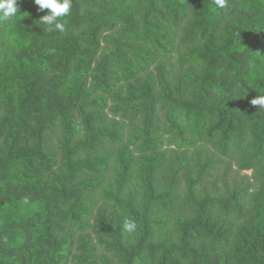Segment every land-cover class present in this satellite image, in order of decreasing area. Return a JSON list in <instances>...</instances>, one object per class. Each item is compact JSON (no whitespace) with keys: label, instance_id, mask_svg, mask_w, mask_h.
<instances>
[{"label":"trees","instance_id":"obj_1","mask_svg":"<svg viewBox=\"0 0 264 264\" xmlns=\"http://www.w3.org/2000/svg\"><path fill=\"white\" fill-rule=\"evenodd\" d=\"M18 8L0 264H264V0H72L62 31Z\"/></svg>","mask_w":264,"mask_h":264},{"label":"clouds","instance_id":"obj_2","mask_svg":"<svg viewBox=\"0 0 264 264\" xmlns=\"http://www.w3.org/2000/svg\"><path fill=\"white\" fill-rule=\"evenodd\" d=\"M38 6V11L43 12L48 10L47 14L40 19L42 24L54 27L55 29L63 30V24L58 20L67 16L72 8V0H33ZM217 7L224 8L226 0H215ZM19 13L18 0H0V19L9 20ZM251 104L264 108V95L257 96L251 100ZM128 229H134V222H126Z\"/></svg>","mask_w":264,"mask_h":264},{"label":"rangeland","instance_id":"obj_3","mask_svg":"<svg viewBox=\"0 0 264 264\" xmlns=\"http://www.w3.org/2000/svg\"><path fill=\"white\" fill-rule=\"evenodd\" d=\"M246 173L251 174V172H246Z\"/></svg>","mask_w":264,"mask_h":264}]
</instances>
